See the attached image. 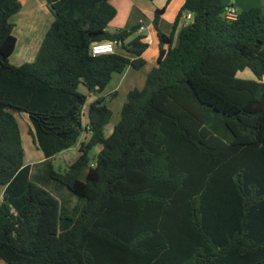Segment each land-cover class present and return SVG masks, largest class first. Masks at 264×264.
I'll return each mask as SVG.
<instances>
[{"label": "trees", "instance_id": "obj_1", "mask_svg": "<svg viewBox=\"0 0 264 264\" xmlns=\"http://www.w3.org/2000/svg\"><path fill=\"white\" fill-rule=\"evenodd\" d=\"M46 2L54 18L35 58L14 65L9 18L21 2L0 0V261L264 264L262 8L228 18L221 0H184L106 134L112 110L96 97L83 123L87 96L112 74L143 67L139 25L108 32L116 13L108 0ZM102 40L126 53L92 55ZM245 68L255 79L236 76ZM20 112L41 161L24 163ZM76 144L74 160L54 165Z\"/></svg>", "mask_w": 264, "mask_h": 264}, {"label": "crops", "instance_id": "obj_2", "mask_svg": "<svg viewBox=\"0 0 264 264\" xmlns=\"http://www.w3.org/2000/svg\"><path fill=\"white\" fill-rule=\"evenodd\" d=\"M221 1L223 4L228 5V7L233 6L236 9V11L245 10L253 6H259L264 11V0H221ZM20 2H21V8L15 14L10 16L9 21L12 22L24 10H27L28 13H33L32 14L33 19L29 22L28 25L24 26L26 27V35L24 38L22 37L23 45H22V48L20 49H19L18 39L14 35L15 34V24L14 22H12L14 25L12 28V34L16 38V42H15L14 50L9 56V61L10 59H12V57L17 58V56H19V59L17 58L18 60L16 59L15 62L12 61V64L14 65H20L21 63L26 62V60L32 61L35 58L36 53L39 49V46L43 40V37L54 18V16L51 15L52 12L50 8L48 7L46 0H20ZM108 2L110 3L109 0ZM183 2L184 0H122V4L125 9V19H122V22L119 23V21L116 22L113 19L114 18L113 17L108 22L106 26V30L112 33V32H115L121 29H128L132 26L142 25L144 26V31L140 32L136 30L135 34L143 36L142 41L147 43V48L141 55V57L144 59V65L142 68H140L139 70H135V69H132L131 67H127L122 73L112 74L109 83L114 79L115 81L122 82L123 84V80L126 76L133 77L135 75H138L140 78V83L144 84L146 73L156 63V59L158 55L157 32L160 31L163 34L168 35L170 32L173 31L172 26H173L174 20ZM186 22L188 21L186 20L185 14H184L179 19L178 24L175 28L174 39L176 38L179 28ZM152 26H153V30L151 29ZM27 38H28V41H27ZM18 51L20 52V55ZM116 51H119L120 53H124V54L126 53L124 49L121 48L119 45L116 46ZM118 82L115 84V86H113L114 88L119 86ZM133 85H134L133 82H130L128 84V87H129L128 90L132 88H137ZM114 88H111V89L113 90ZM115 91L117 90H113L112 92L116 93ZM102 92L98 94H93V93L88 94L86 106L84 107L86 111H87V104L91 102L93 99H95L96 97H100V96L103 97L104 99V94H102ZM20 113H24V112H20ZM17 114L18 113H15V116L17 118V121L19 122ZM24 114L25 115L22 114V117L24 121L26 120V123H23V124H24V128L27 134L29 135L28 130L31 127V125L29 124L30 121H28L29 119H28L27 114L26 113ZM85 122H86V114H85V121H83V123ZM19 129H20V134H21L20 126H19ZM111 130H112V127L106 130V126H105L106 134H109ZM85 135L86 134H84V136ZM21 139H22V145H23L22 135H21ZM30 140L32 142L31 136H30ZM32 145L35 149H37L35 145L33 144V142H32ZM64 152H70L75 159L78 154V145L76 144L75 146H72L68 149H65L57 153L56 155L60 156V154ZM24 156H25V153H24ZM33 156L35 155L33 154ZM35 157H36V160H35L36 162L44 159L42 152L40 153L38 158L37 156ZM24 163H30V161H25L24 159ZM3 190H4V186H0V200L2 197ZM74 202L75 201L73 197H71L70 204L72 205L74 204ZM0 264H6V263L4 261H0Z\"/></svg>", "mask_w": 264, "mask_h": 264}, {"label": "rangeland", "instance_id": "obj_3", "mask_svg": "<svg viewBox=\"0 0 264 264\" xmlns=\"http://www.w3.org/2000/svg\"><path fill=\"white\" fill-rule=\"evenodd\" d=\"M109 1L116 10V13H115V16L113 19L116 22H118V21H119V23L122 22V19H125V9H124V6L122 4V0H109ZM32 14L33 13H28L27 10H24L12 21L15 24V34L14 35L18 39L19 49L22 48V45H23L22 44V37L24 38L26 35V27H24V26L28 25L29 22L33 19ZM51 15L53 16V14H51ZM48 19H50V18H48ZM151 29L153 30V26ZM27 41H28V38H27ZM19 55H20V52H19ZM17 58L19 59V56H17ZM17 58L12 57V59H10V62L11 63H12V61L15 62V60ZM236 76L239 78H243V79H255V76L252 74V72L248 68H245L243 70L238 71ZM121 80H123V79H121ZM117 82L118 81H115L113 79L110 83L107 84V86L105 87V89L102 92V94H104L105 104L108 107H110L112 110L111 120L106 125V130L113 127V124H115L120 118V108H121L123 102L125 101L126 91L129 88L128 84L130 82H133V84H134L133 86H135L137 88H141L143 86V83H140V78L138 75H135L133 77L132 76H126L123 80V84H122V82H118L119 86L114 88L113 86H115V84ZM111 88H114L113 90H117V91H115L116 93H113L112 92L113 90ZM78 91L86 93V90L82 85L78 86ZM85 112H86V109L84 108L83 121H85ZM22 114L25 115L24 113H18L17 116H18V120H19L18 123H19V126L21 128V135L23 138V147H24V153H25L24 159H25V161H30V163H34V162H36L35 156H37V158H38V156L40 155L41 152L33 147L32 142L30 140V136L27 134V132L24 128L23 123H26V120L25 121L23 120ZM29 124H30V122H29ZM86 138H88V135L84 136V133H82L80 136V139H81L80 141H82ZM77 145L79 147V144H77ZM33 154L35 156H33ZM72 160H74V157L72 156V154L70 152H64V153L60 154V156L55 155L52 157V162L54 163V165L69 163ZM32 180L38 182L39 184H42V185L44 184L41 179H36L33 176H32ZM49 185L46 188H48L52 192H55L53 189V187H55V186H53L54 184H49ZM65 191H67V190L65 189ZM67 193H69V192L67 191ZM67 193H66V195H69ZM71 197H73V199L75 200V196H71ZM64 198H65V196H64ZM60 201L62 202L63 199L60 198Z\"/></svg>", "mask_w": 264, "mask_h": 264}, {"label": "built area", "instance_id": "obj_4", "mask_svg": "<svg viewBox=\"0 0 264 264\" xmlns=\"http://www.w3.org/2000/svg\"><path fill=\"white\" fill-rule=\"evenodd\" d=\"M225 15L228 18H234L236 15V9L233 6L226 8ZM185 18L187 21L191 20V14L186 13ZM138 31H144V26L140 25L137 29ZM116 42L114 40H102L93 42L90 45V53L92 55L104 54V53H113L116 51Z\"/></svg>", "mask_w": 264, "mask_h": 264}, {"label": "water", "instance_id": "obj_5", "mask_svg": "<svg viewBox=\"0 0 264 264\" xmlns=\"http://www.w3.org/2000/svg\"><path fill=\"white\" fill-rule=\"evenodd\" d=\"M48 7H49V8H52V5H51V4H49V5H48Z\"/></svg>", "mask_w": 264, "mask_h": 264}]
</instances>
